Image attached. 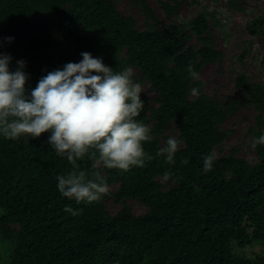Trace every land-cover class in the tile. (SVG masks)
Wrapping results in <instances>:
<instances>
[{
  "label": "trees",
  "instance_id": "obj_1",
  "mask_svg": "<svg viewBox=\"0 0 264 264\" xmlns=\"http://www.w3.org/2000/svg\"><path fill=\"white\" fill-rule=\"evenodd\" d=\"M185 1L159 0L170 19L159 27L148 1L133 0L145 17L142 29L118 9V0H0V55L12 58V72L25 63L29 92L49 72L81 62L84 52L117 72L136 69L134 82L154 93L153 99L141 94L145 106L137 120L155 137L144 143L153 157L144 167L93 168L87 157L78 160L89 178L99 172L108 186L117 185L99 201L78 204L58 190L56 177L72 165L50 145L51 132L14 140L0 133V264H264V144L255 143L253 163L238 156L239 146L218 154L230 132L223 124L243 106L258 111L248 133L264 135V83L240 72V98L221 100L202 90L186 69L193 65L199 76L204 65L224 57L213 26L230 34L218 8L201 0H188L202 7L195 16L179 17ZM236 1L228 3L245 11ZM246 30L264 38V14ZM247 53L244 47L241 62ZM260 66L264 72V48ZM169 138L181 142L174 164L157 155ZM213 153L205 173L203 158ZM166 171L173 174L168 180ZM109 198L120 206L114 214ZM130 200L146 211L135 214Z\"/></svg>",
  "mask_w": 264,
  "mask_h": 264
},
{
  "label": "clouds",
  "instance_id": "obj_2",
  "mask_svg": "<svg viewBox=\"0 0 264 264\" xmlns=\"http://www.w3.org/2000/svg\"><path fill=\"white\" fill-rule=\"evenodd\" d=\"M81 55V62H69L62 70L49 72L30 92L25 87L29 79L23 70L25 63L18 61L12 72V58L0 55V133L14 140L25 134L39 138L51 132L50 145L72 165L68 174L56 177L59 192L78 204H91L108 192V185L99 172L89 178L77 161L87 157L93 161V168L102 163L106 168L124 171L144 167L153 159L144 143L155 137L137 120L145 105L132 68L117 72L101 58L87 52ZM186 71L192 79L199 78L193 65L189 64ZM197 92L192 89L194 95ZM257 142L264 144V135ZM179 143L169 138L157 155H163L167 164H174ZM214 159V153L203 158L205 173L212 169ZM172 175L166 171L163 178L168 180ZM65 211L79 214L70 207Z\"/></svg>",
  "mask_w": 264,
  "mask_h": 264
},
{
  "label": "rangeland",
  "instance_id": "obj_3",
  "mask_svg": "<svg viewBox=\"0 0 264 264\" xmlns=\"http://www.w3.org/2000/svg\"><path fill=\"white\" fill-rule=\"evenodd\" d=\"M133 0H118L117 7L124 15H132L136 18L137 24L140 28H146L145 17L140 11L139 6L132 3ZM149 5L156 11L161 23L159 27L169 23L170 19L167 18L164 11L159 6V0H147ZM170 1V0H164ZM208 9L218 8L219 18L226 20V30L230 36L225 37L222 31L213 26L215 37V46L217 49L224 53V57L216 63H209L201 68L199 79L202 81V90L209 96L221 100L227 97H242L235 86V78L240 72H246L250 78L256 82L264 83V72L260 66V59L264 48V38L261 35L252 36L246 30V24L254 17L264 14V0H237L236 3L242 5L246 10H239L229 5L228 0H219L213 2L209 0H201ZM200 5H192L189 1H185L179 8L178 14L181 18H190L201 11ZM179 22V18L173 17ZM197 46L198 42L193 38ZM248 48V53L240 60V55ZM136 73L138 71L133 69ZM142 95H147L153 99L154 93L150 90L148 84H141ZM197 94H193V97ZM153 104H156L152 100ZM258 111L253 107L243 106L226 120L223 124L225 130H230L228 136L222 144V150L218 151L219 155L228 153L230 148L239 146L238 156L250 162H256L258 156L255 148L252 146L258 139L254 138L248 133V128L254 127L256 124L255 117ZM169 134L175 135L176 131H169ZM117 185H110L108 189L115 190ZM107 209L111 213L119 210L120 206L115 204L112 199L105 201ZM132 210L135 214H140L146 211V208L137 201L130 200ZM1 211V210H0ZM9 243H6L7 246ZM251 254V251H249Z\"/></svg>",
  "mask_w": 264,
  "mask_h": 264
}]
</instances>
